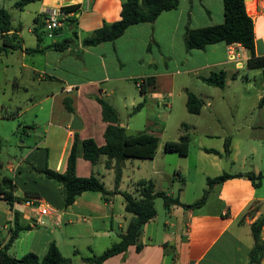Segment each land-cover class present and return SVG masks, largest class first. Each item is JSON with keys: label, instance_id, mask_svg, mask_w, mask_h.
Masks as SVG:
<instances>
[{"label": "crops", "instance_id": "1", "mask_svg": "<svg viewBox=\"0 0 264 264\" xmlns=\"http://www.w3.org/2000/svg\"><path fill=\"white\" fill-rule=\"evenodd\" d=\"M15 1L0 0V8L10 13V32L16 34L20 44L16 49L0 52V154L2 144L13 136L31 139L32 144L22 140L16 143L14 156L10 154L6 160L0 158V177L5 174L12 178V194L16 198L11 204L0 198V241L7 240L15 214L19 225L30 226L18 232L9 253L20 257L31 251L42 256L53 242L68 259V264H89L83 257L99 254L118 240L117 233L125 231L131 217L125 211L122 194H108L105 201L99 191L85 190L65 206L61 183L36 170L64 171L75 134L79 139L92 138L98 146L105 143L106 122L96 97L104 98L112 105L119 124L122 123L128 133L129 118L120 117L119 106L122 102L126 107L131 104L133 109L142 99L137 87L141 79L154 76L156 87L146 95L161 98L159 82L166 80L171 89L174 78L181 75L186 83L176 92V98L165 103L169 109L166 116L155 115L154 120L160 119L162 125L159 133L152 132L160 136L166 129L167 117L178 108L183 114L178 128L183 131L175 138H165L162 148L165 141L177 140L184 131L189 134L190 142L191 130H200L198 123L186 115L205 114L206 119L217 121L220 130L211 127L207 120L200 138L216 136L219 141L208 145L200 141L193 165L190 164L192 151L189 148L185 155L163 150L178 154L180 161L177 169L172 168L173 173L166 172L172 179L170 189H162L156 186V179L150 177L163 172L155 162L160 147L158 136L154 156L145 158L151 160L152 173L148 178L152 179L155 191H164L180 203L164 206L161 217L156 211V215L143 224L139 250L130 244L124 251L105 258L101 264H250L249 252L253 244L250 224L264 210V176L258 185H254L244 173L264 174V105L257 104L263 92L264 75L260 69H247L249 53L239 43L217 41L203 48L186 49L183 42L186 28L223 21L222 0H179L175 8L161 11L152 22L130 24L117 38L92 45H84L82 39L103 22L120 18V0H35L22 8L16 7ZM244 4L253 22L254 53L264 55V0H247ZM66 5L77 7L54 37L45 40L44 15L52 7ZM24 14L28 18L26 33L21 29ZM34 26L43 34L39 43ZM66 38L70 39V44L62 50L45 47ZM36 45L43 50L26 51ZM243 66L247 71L242 88L245 92L251 91L252 97L240 95L237 99H226L223 93L227 77L236 83L238 70ZM219 70L224 72L223 86L206 83L217 91L200 85L190 87L193 80L190 76L205 83L201 77ZM8 86L11 95L5 99L3 95ZM187 90L202 100L196 114L186 109ZM66 101L73 111L66 109ZM144 105L145 102L139 110L132 112L139 113ZM73 115L81 123L78 129L69 128ZM149 122H153V118ZM225 139L229 140L227 155L223 153ZM128 159L122 161L117 189L132 192L137 180L147 178L130 176L133 165L127 162ZM113 162L105 155L95 163L78 156L74 171L77 176L94 174L107 190H112ZM186 173H191L190 180ZM222 173L231 176L212 184L202 205H182L201 197L208 187L207 177ZM197 174L202 181L195 189L193 178ZM42 207L47 208L44 214L40 213ZM261 237L264 239V225ZM257 264H264V254Z\"/></svg>", "mask_w": 264, "mask_h": 264}, {"label": "trees", "instance_id": "2", "mask_svg": "<svg viewBox=\"0 0 264 264\" xmlns=\"http://www.w3.org/2000/svg\"><path fill=\"white\" fill-rule=\"evenodd\" d=\"M35 0H17L15 6L22 8L23 5ZM121 10L120 18L112 22H103L101 26L94 29L89 35L82 39L84 45L97 44L101 41H109L117 38L122 34L124 29L137 22H152L156 16L163 10L175 8L179 0H120ZM223 21L218 24L207 25L198 28H186L183 33V42L186 49L203 48L208 43L223 41L226 44L239 43L245 48L249 56L246 60L247 69H260L264 75V55H256L254 53V34L253 22L251 16L246 12L244 0H222ZM76 5L63 6L65 10L75 11ZM10 13L5 8H0V52H7L20 47L16 41V34L11 31ZM36 22V19L34 20ZM37 42L43 39L42 32L37 31V27H33ZM70 44V39L66 38L60 42H52L45 47L62 50ZM43 48L36 45L32 48H26V51L37 52ZM201 79L213 86H223L224 72L222 70L211 72ZM138 91L142 95V99L136 103L132 111L139 110L144 102L146 94L154 91L156 87V78L154 76H146L138 83ZM101 106L102 119L106 122L103 132L105 143L98 146L92 138L79 139L74 135V139L70 146L66 168L60 172L50 168L36 170L44 177L58 180L61 185V193L64 205L67 206L74 201L76 195L85 190H97L107 201V195L113 192L122 194L125 200V211L131 214L124 232L117 233L118 240L105 248L99 254L83 257V260L89 264H101V262L116 253L122 252L130 244H134L136 250L141 248L140 233L143 224L152 219L156 215L154 207V198L159 196L163 200V204L167 207L171 203H180L174 197L168 196L164 191L154 190L152 179L141 178L134 184V191L118 190L117 186L122 172V161L126 158H152L155 154L158 144L157 134L144 128L135 133H126L125 127L120 126L119 119L115 109L104 98L96 97ZM258 106L264 105V86L263 92L258 100ZM68 111H73L71 104L65 103ZM202 106V100L193 92L186 91V109L191 114L199 112ZM185 124H182L184 126ZM1 141V140H0ZM189 134L183 132L177 140H168L163 144V150L166 152H177L185 155L188 150ZM206 151L219 153L212 148H205ZM230 152L229 140L225 139L223 144V153L227 155ZM101 155H105L108 160H113L114 172V188L107 190L103 181L96 175L77 176L74 171L75 160L78 156L88 159L91 163H95ZM244 175L249 178L254 185H258L263 173L255 174L247 171ZM231 176L228 173H222L214 177H207L206 183L208 187L204 189L201 197L189 204H182L184 207H198L202 205L207 196L208 190L212 184L221 182L223 179ZM14 183L10 176L3 174L0 177V198L5 199L8 203H12L16 199L12 191ZM264 225V210L250 224V231L253 238V244L249 252L250 264H257L264 254V239L261 237V229ZM29 225H19L16 214L13 219L12 227L9 230L7 240L2 243L0 241V264H68V259L64 257L57 246L49 243L46 252L39 256L34 252H26L20 257H14L8 251L10 245L16 239L18 232L26 230ZM1 232V227H0Z\"/></svg>", "mask_w": 264, "mask_h": 264}, {"label": "rangeland", "instance_id": "3", "mask_svg": "<svg viewBox=\"0 0 264 264\" xmlns=\"http://www.w3.org/2000/svg\"><path fill=\"white\" fill-rule=\"evenodd\" d=\"M15 17V15H14ZM27 14H24L22 17V28L24 30V33H26L27 30ZM48 37H45V40H48ZM246 69L243 66L241 69L238 70V81L234 83L231 78L228 76L227 77V84L226 87L224 88V95L226 99H237L240 97V95H243V98H251L252 97V92L248 91L245 92L242 88V84L245 82L244 76L246 75ZM193 78V80L190 82V87H197L198 85L204 87V88H209L207 90H218L214 89V87H211L207 85L206 83H202L200 80L190 76ZM186 83V80L184 79L183 76L177 75L174 78L173 81V87L170 89L168 86V82L166 80H163L159 82V90L162 92V97L161 98H149V96L145 97V105L141 109V111L138 113H133L132 112V105L128 104L127 107L122 105L119 106V113L120 117L122 119H125L126 117L129 118L128 120V128L127 132L128 133H135L137 131H140L144 128H148L150 131H156L159 133L160 131V126L162 125V122L160 119H157L156 121L154 120V117L156 114L161 115V116H166V113L168 112V107H166L165 103L168 100H171L172 98H176L177 94L176 92L179 90L181 85ZM7 93L3 95V98L7 99L9 95H11V87H7ZM138 94V91H136ZM171 93V94H169ZM213 93V91H212ZM9 94V95H8ZM214 94V93H213ZM216 95V94H215ZM217 98V96H216ZM163 102V103H161ZM136 105V104H135ZM190 116L192 120H195L196 123H198V127L200 130L198 131H192L191 130V140L188 144L189 150L192 151V157L190 158V164L193 165L194 161V153L197 150V144L200 143V141H203L205 144L208 145L210 142H215L219 141L216 136L211 137V138H200V132L202 130V127L207 125V120L209 122V125L211 127H215L217 131L220 130V125L217 123V121H213L210 118L206 119L205 114L200 115L198 117H192V115H186ZM183 117V114L178 110V108H175L174 111L167 117L166 119V129L165 131L160 134V142L157 151V157L156 161L157 162V167L161 168L163 172L158 173V174H153L154 179H156V186L162 189H170V184L172 183V179L169 178V175L166 174V172H171L173 167H177L178 162L180 161V157L176 153H164L163 148H162V143L165 138H175L179 132L183 131L181 128H178V121ZM153 118V122H149V119ZM214 122V123H213ZM227 124V123H226ZM228 125V124H227ZM213 130V129H212ZM24 140L26 143L32 144V140L28 138H22V139H17L15 136L11 137V139L7 142L2 144V153L0 154V158L2 159H7V156L12 154L14 156V153L16 152V143H21V141ZM133 165L132 170H131V175L130 176H141V177H149V174L152 172V168L150 165L151 160L150 159H141V158H129L128 161ZM141 163V164H140ZM196 163V162H195ZM140 164V166H138ZM177 169V168H176ZM192 177L191 173L187 174L186 173V178L187 180H190ZM153 179V180H154ZM202 181V178L200 179V176L197 174L195 178H193V186L196 189L198 187V182ZM191 186V183H189L187 189L189 190ZM197 186V187H196ZM154 206L155 209L158 213V215L161 217L162 214H164V205H163V200L161 197L157 196L154 198ZM78 264H85V263H78Z\"/></svg>", "mask_w": 264, "mask_h": 264}, {"label": "built area", "instance_id": "4", "mask_svg": "<svg viewBox=\"0 0 264 264\" xmlns=\"http://www.w3.org/2000/svg\"><path fill=\"white\" fill-rule=\"evenodd\" d=\"M73 12L74 11L65 10L63 6L50 8L42 20V29L45 36L48 38L54 37L57 30L66 24ZM46 212V207L40 209V213L44 214ZM39 223H41V221Z\"/></svg>", "mask_w": 264, "mask_h": 264}, {"label": "water", "instance_id": "5", "mask_svg": "<svg viewBox=\"0 0 264 264\" xmlns=\"http://www.w3.org/2000/svg\"><path fill=\"white\" fill-rule=\"evenodd\" d=\"M244 1H247V0H244ZM80 126H81V123H80L79 119L77 118L76 115H73L72 119L70 121L69 128L70 129H78V128H80ZM120 126H123L122 123H120Z\"/></svg>", "mask_w": 264, "mask_h": 264}]
</instances>
